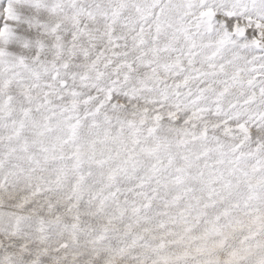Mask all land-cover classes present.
Returning <instances> with one entry per match:
<instances>
[{"label":"snow or ice","instance_id":"1","mask_svg":"<svg viewBox=\"0 0 264 264\" xmlns=\"http://www.w3.org/2000/svg\"><path fill=\"white\" fill-rule=\"evenodd\" d=\"M0 264H264V0H0Z\"/></svg>","mask_w":264,"mask_h":264}]
</instances>
